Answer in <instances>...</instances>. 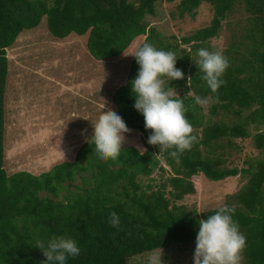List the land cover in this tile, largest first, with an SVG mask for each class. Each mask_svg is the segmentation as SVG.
I'll return each mask as SVG.
<instances>
[{"label": "trees", "instance_id": "16d2710c", "mask_svg": "<svg viewBox=\"0 0 264 264\" xmlns=\"http://www.w3.org/2000/svg\"><path fill=\"white\" fill-rule=\"evenodd\" d=\"M157 1L0 0V264H43L45 258L34 245L54 235L72 239L80 248V255L68 257L65 264H126L128 259L159 247L164 250L185 245L195 240L198 221L219 209L197 215L175 204L194 193L190 178L200 174L218 182L240 173H246L247 179L230 197L229 207L234 208L233 220L246 237L242 264H264V133L252 135L261 158L248 164L247 170L222 168L225 160L220 157L230 147V138H246L245 126L264 125V0H179L175 7L179 17L194 16L201 3L212 10L207 26L180 38L181 45L188 49L166 42L175 40L160 37L144 23L145 16H153ZM237 6L246 16L240 36L243 43H237L243 49L239 51L233 45L223 53L230 67L223 76L225 83L213 94L195 66V53L199 48L209 49L207 41L216 36L221 21ZM42 17L55 40L71 34L86 35L85 49L97 61L119 57L139 37L143 39L134 51L148 42L157 49L174 52L175 67L182 70L184 79L170 81L169 85L166 82L165 87L182 88L192 94L179 96L189 108L186 118L197 137L191 150L183 152L178 160L163 152L160 157L167 171L159 165L154 155L158 147L147 143L151 132L145 130L143 116L134 108L130 81L139 66L132 57L125 83L110 98L127 127L142 135L143 152L123 147L116 160L102 161L95 154V146L87 141L91 133L72 161L53 165L37 176L25 171L7 175L2 166L6 49L22 31L35 28ZM189 77L191 84L187 85ZM194 96L219 97V102L209 106L211 116L221 112L223 117L231 114L242 119L227 123L205 120ZM198 129L199 136L195 132ZM154 170L168 177L147 192L150 187L141 188L140 178H148ZM112 212L119 216L118 227L108 222Z\"/></svg>", "mask_w": 264, "mask_h": 264}, {"label": "rangeland", "instance_id": "374dc122", "mask_svg": "<svg viewBox=\"0 0 264 264\" xmlns=\"http://www.w3.org/2000/svg\"><path fill=\"white\" fill-rule=\"evenodd\" d=\"M178 1L158 0L154 3L153 16H145L143 21L148 27L154 28L160 37H173L175 40L166 42L177 43L180 48L188 49L181 45L180 38L207 26L212 10L209 5L201 3L194 16L184 14L179 17L175 10ZM245 17L243 9L237 6L221 21L216 36L207 41L206 47L222 53L233 45L239 51L242 50L243 46L237 43H243L240 36L245 27ZM85 39L86 35L75 37L71 34L66 41L55 40L48 33L45 17H42L35 28L22 31L13 45L6 49L2 166L7 175L25 171L37 176L53 165L72 161L78 148L92 133L91 125L95 124L103 106L105 110H114L110 97L125 83L127 68L132 59L130 55L143 38L133 41V46L118 58L104 59L99 63L87 53ZM80 51L84 54H81V58L76 57L74 54ZM164 79L167 82V78ZM85 86L88 88L84 89ZM173 89L178 96H192L190 92L184 93L182 88ZM209 106H199L205 120L209 118L213 122L221 119L227 123L242 119L231 114L223 117L221 112L211 116ZM199 129L195 131L197 136ZM245 131L246 138H230V147L224 149V154L221 152L220 157L225 160L222 168L247 170L248 164L261 158L254 147L252 135L256 132L264 133V125L256 128L247 125ZM123 147H134L143 152L142 135L131 130L126 134ZM59 150L64 152V159ZM160 154L159 148L154 150L159 165L167 171ZM167 177V173L160 174L154 170L148 178H140V187L144 189L149 186V189H145L149 192ZM246 179V173L218 182L209 181L200 174L192 176L190 180L194 193L184 196L175 204L184 205L197 215L229 206L232 202L230 197ZM194 251L195 240L185 245H174L163 250L162 260L164 264H193ZM147 254L134 256L126 264H146Z\"/></svg>", "mask_w": 264, "mask_h": 264}, {"label": "clouds", "instance_id": "9594fccd", "mask_svg": "<svg viewBox=\"0 0 264 264\" xmlns=\"http://www.w3.org/2000/svg\"><path fill=\"white\" fill-rule=\"evenodd\" d=\"M195 66L202 73L201 79L213 93L225 83L223 76L230 67L229 61L221 51L199 48L195 53ZM139 66L136 77L130 81L131 92L135 97L134 108L143 116L144 128L151 132L147 143L159 148V153L168 152L178 160L180 155L191 150L197 142L193 126L186 118L189 108L185 106L172 87H165L166 80L184 79L182 70L175 67L177 56L172 51L157 49L145 42L132 55ZM191 77L187 85L191 84ZM198 106H209L219 102V97L194 96ZM92 126L88 142L95 146L97 157L106 161L116 160L122 151L126 134L130 129L122 117L114 110H103ZM64 159V152L59 150ZM234 208L227 205L207 219L198 221L199 230L195 237L193 264H241L246 237L240 232L239 225L233 220ZM109 224L118 227L119 216L109 214ZM35 248L45 258L43 264H65L68 257H78L80 248L76 242L65 236H52L46 242L37 240ZM163 250L159 247L147 254L146 264H164Z\"/></svg>", "mask_w": 264, "mask_h": 264}, {"label": "crops", "instance_id": "0c3cea01", "mask_svg": "<svg viewBox=\"0 0 264 264\" xmlns=\"http://www.w3.org/2000/svg\"><path fill=\"white\" fill-rule=\"evenodd\" d=\"M64 41H66V39H65ZM64 41H63V42H64ZM81 54H84V52H83V51H80L78 54L76 53V54H74V55H76V57H80V58H81ZM117 58H118V57H117ZM130 60H131V59H130ZM97 63H99V61H98ZM84 77H85V76H84ZM83 88H84V89H85V88L87 89L88 87L85 86V87H83ZM83 88H82V89H83Z\"/></svg>", "mask_w": 264, "mask_h": 264}]
</instances>
